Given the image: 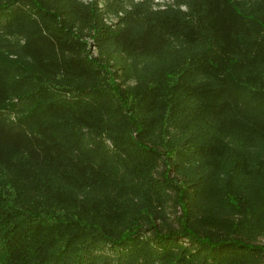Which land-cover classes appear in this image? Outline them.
I'll use <instances>...</instances> for the list:
<instances>
[{"label":"trees","instance_id":"1","mask_svg":"<svg viewBox=\"0 0 264 264\" xmlns=\"http://www.w3.org/2000/svg\"><path fill=\"white\" fill-rule=\"evenodd\" d=\"M258 236L264 0H0V264H264Z\"/></svg>","mask_w":264,"mask_h":264},{"label":"rangeland","instance_id":"2","mask_svg":"<svg viewBox=\"0 0 264 264\" xmlns=\"http://www.w3.org/2000/svg\"><path fill=\"white\" fill-rule=\"evenodd\" d=\"M93 54L96 55L97 52L96 51H93ZM208 207V206H207ZM210 209H212L213 207H209ZM207 209V208H206ZM215 209V208H214ZM220 212L222 213V215H224V211L223 210H220ZM173 219V218H172ZM236 219V217L234 218ZM256 243L257 244H260V245H264V236H258L256 237Z\"/></svg>","mask_w":264,"mask_h":264}]
</instances>
